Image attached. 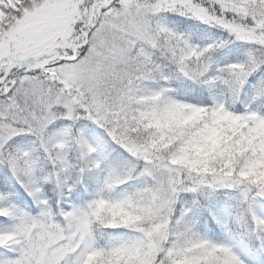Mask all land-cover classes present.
I'll list each match as a JSON object with an SVG mask.
<instances>
[{
  "label": "snow or ice",
  "instance_id": "1",
  "mask_svg": "<svg viewBox=\"0 0 264 264\" xmlns=\"http://www.w3.org/2000/svg\"><path fill=\"white\" fill-rule=\"evenodd\" d=\"M0 264H264V0H0Z\"/></svg>",
  "mask_w": 264,
  "mask_h": 264
}]
</instances>
